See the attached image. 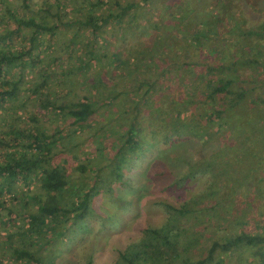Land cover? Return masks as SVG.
<instances>
[{"label": "rangeland", "instance_id": "rangeland-1", "mask_svg": "<svg viewBox=\"0 0 264 264\" xmlns=\"http://www.w3.org/2000/svg\"><path fill=\"white\" fill-rule=\"evenodd\" d=\"M44 1L50 5L51 12L57 10L56 0H30L33 7ZM81 1L71 2L75 5ZM133 1L143 3L145 11L129 22L126 21L133 18L126 15L122 30L116 22L108 21L104 41L96 40L102 47H98L100 59L92 61L93 67L85 64L81 67L87 62L89 44L94 41L89 27L77 20L86 9L78 5L63 18L67 26H60L53 38L47 35L46 48L41 45V60L33 65L10 67L8 83H0V89L16 85L14 97L0 100V160L10 152L27 151L32 156L35 151L28 150L26 144L33 132L41 131L49 138H56L47 154L50 164L62 166L67 161V184L61 191L44 184L47 175L43 168L13 183H5L0 177V264H115L119 251L139 245L147 227H161L168 219L174 227L179 226L182 237L190 235L199 239L181 254L191 260L206 255L212 240L221 238L222 233L216 227L219 219L227 226L226 230L238 226L248 232L254 230L256 222L258 227L252 232L264 231V208L257 209L263 210L255 214V206L262 204L258 198L264 197V33H244L264 31V0H228L226 8L219 0H187L185 6L180 4L183 0ZM66 2L70 0H63ZM22 3V0H0V19L8 17L7 5L19 7ZM215 5L221 8L220 12ZM217 13L222 27H230L231 20L238 21L239 27L236 35L216 40L209 37L204 41L201 35L191 51L181 53L188 61L200 60L197 65L188 66L201 72L196 83H192L189 80L195 75L186 71V65L178 66L174 62L169 67L164 65L168 61L166 44L171 40L168 34L178 25L186 27L184 31L188 33L195 15ZM48 19L55 21L52 16ZM165 19L169 27L175 24L171 31L163 29ZM4 26L0 23V33ZM15 40L9 47L17 48L28 42ZM171 44L172 41L168 45ZM181 47L185 49L186 44ZM116 49L125 60L116 74L122 82L109 80L106 75L110 72L102 77L111 66V55ZM210 64L218 68L207 70ZM80 76L88 77L87 81L82 82ZM145 78L154 83L141 100L140 96L147 90V84L142 82ZM207 80H231L227 88L232 93L211 92L203 87ZM95 88L98 97H94ZM109 88L114 89L113 93L124 88L132 93L114 96L108 92ZM210 92L214 98L208 96ZM85 93L96 100L99 115L102 110L103 113L78 130L72 123L73 117L58 105L62 100H84ZM108 94V98H103ZM172 98L181 99L184 105L174 106ZM138 101L143 111L149 104L153 109L146 115L140 111L139 118L147 120L142 125L144 143L139 151L126 153L123 177H119L114 152L126 138L123 127L128 126L127 112ZM178 108L181 111L176 113ZM214 109L223 111L224 124L208 118ZM189 164L199 169L185 178ZM81 165L86 168L81 169ZM249 182H255L251 188ZM88 189L92 193L97 191L90 206L86 210L77 208V201ZM236 195L244 200L243 206L234 202L228 209L218 206L213 221L208 224L202 221L201 210L199 213L178 211L184 202L194 204L193 198L199 196L195 207L201 208L205 200L217 201L226 196L235 201ZM163 201L176 209L164 207ZM41 206H56L57 212L43 213ZM232 209L238 212L237 216L243 214L237 223ZM227 211L228 215L222 219ZM81 212L83 216H76ZM202 212L204 217L211 215L210 210L203 208ZM33 216H45L40 227L36 225L41 221L37 223ZM263 256L264 245L242 246L222 253L218 249L214 260L222 257L223 264H264L260 260ZM174 262L182 264L175 259Z\"/></svg>", "mask_w": 264, "mask_h": 264}, {"label": "trees", "instance_id": "trees-1", "mask_svg": "<svg viewBox=\"0 0 264 264\" xmlns=\"http://www.w3.org/2000/svg\"><path fill=\"white\" fill-rule=\"evenodd\" d=\"M69 1V0H67ZM66 2L63 3V0H56L57 3V10L55 12H51L50 5L47 1H44L42 5H37L36 7H33L30 0H22V5L19 7H11L9 5L6 6V11L8 12V17L0 19V23H3L5 26L3 27L2 32L0 33V44L4 43L3 46L0 47V83L7 84L8 78L7 74L9 71V68L12 66L17 67H24L27 65V63H31V65L36 64L41 59L43 48H41V45L44 44L45 48L47 46V43L44 42L48 41L47 35L50 38H53L60 26H67L66 24L68 22L63 21V18L68 15V13L73 9L77 8L78 5H80L82 8L84 5L86 7L84 16L80 20L84 25L89 27L91 32V38L94 42L89 44V51H88V60L85 62L83 59L79 58L80 61H84L81 64V67L85 64V66L93 67L94 62L100 59V55L98 54L97 50L102 47L101 43H97V41H104L103 35H107V33H104L107 29V23L108 21L116 22L117 26L122 30L123 26L125 25V16L130 15V20H127L126 22L134 20L141 11H145L143 7V3L140 1H133V0H82L80 4H73V2ZM147 1V0H146ZM187 0H183L180 2L181 5L185 6V3ZM220 5L223 8H226L227 5H229L228 0H219ZM184 3V4H182ZM227 4V5H226ZM204 4V6H206ZM216 6V5H215ZM217 10L220 12V9L218 5L216 6ZM104 9L105 12L102 11ZM68 10V12H66ZM80 10V9H79ZM81 12V10H80ZM197 13H201L197 11ZM82 14V13H81ZM218 14L216 15H208L205 16L203 14H200V16H197L194 18V22L191 24L190 30H188V33L191 32V34L186 33L184 30L186 27H181L178 25L177 27L171 31L170 29L174 27H169L167 19L164 20V23L162 24L163 29H168L170 32V35L168 34V38L170 41L167 42L166 48H167V54H165V57L168 58V61L165 62L167 67H169L172 63H176L178 66L186 65V71L188 73H193V75L189 80L192 81V83H196V79L200 76L201 72H196L193 68H188L190 64L192 66L197 65L199 59H191L186 60L185 57L182 58L181 53L182 52H189L191 51V47L194 46L196 42L201 38V35H203L204 41H207L208 38H212V40H216L217 37H227L228 35H236L237 28L239 27V23L236 20H231V26L230 27H222L221 23L217 21ZM83 15V14H82ZM49 16H52L55 18V21L51 22V20L48 19ZM192 19V18H190ZM76 22V19H74ZM193 20V19H192ZM215 20V21H212ZM228 20V19H227ZM72 22V21H71ZM230 23V21H229ZM69 25V24H68ZM204 25H206L204 28H202ZM198 28H202V30L199 32L200 34H196V31ZM116 30L117 27H116ZM125 31V30H123ZM193 33V34H192ZM246 34H252L257 35L260 33H264V31H253V30H247L244 31ZM188 34V35H187ZM101 37V38H100ZM180 37V38H179ZM16 38V40H15ZM18 39L28 41L26 45L19 46L17 48H11L8 44H10L11 41L15 40L16 42ZM182 39H186L185 41ZM97 40V41H96ZM96 41V42H95ZM172 41L171 46H169V42ZM5 42L7 44H5ZM181 43L180 45H178ZM205 43V42H204ZM186 44V48L181 50V46H184ZM44 48V49H45ZM123 50H126L123 48ZM120 51V50H119ZM117 49L116 51L112 52L111 57V66L105 70V72L102 74L105 76L107 72H110V74H107L109 80L114 81V79L117 81L116 74L119 72V67H121L122 64H124L125 60L121 57L120 52ZM154 51V50H153ZM240 57L238 60L240 61ZM237 60V61H238ZM151 61L153 62V58H151ZM171 63V64H170ZM95 65V64H94ZM191 66V67H192ZM79 66V69L81 68ZM218 66L215 65H208L207 70H214L217 69ZM177 69V68H176ZM193 70V71H192ZM127 70L124 71L126 73ZM164 72V70H163ZM179 73V72H178ZM198 73V75H196ZM113 74V75H112ZM180 74V73H179ZM109 75L112 77L110 78ZM176 76V74H174ZM183 73L181 72V75L183 77ZM81 77V81L85 82L87 81L88 77ZM102 80V79H101ZM104 80V79H103ZM188 80V79H187ZM120 81V80H118ZM122 82V81H120ZM129 84H132V80L128 81ZM142 82L147 84V90L142 94L141 100H144V97L146 93L151 91L153 87V82L148 81L146 78L142 80ZM231 80L227 81H218L214 82L213 80H207V82L203 85V87L210 88V91L217 93L218 95L222 92L226 93H232V90H228V85L230 84ZM103 83V82H102ZM126 83V82H125ZM163 83V81H162ZM192 83L190 85H192ZM142 83L135 87V89H138L141 87ZM170 85L168 88L171 87V83L166 84ZM165 85V86H166ZM87 87V85H84V88ZM195 86H193L194 88ZM98 88H95L94 90V97H98ZM109 93H113L114 89L109 88ZM130 94L132 93V90L130 89H122L119 92L113 93L114 96L119 94ZM209 93V97H213L214 95L212 93ZM16 95V85H12L9 89L2 88L0 89V100H6L14 97ZM110 94L104 96L103 98H108ZM171 95V94H169ZM260 98V97H259ZM149 99V98H148ZM172 104L174 106L179 105L180 107L182 104L184 105V102L179 99L172 98ZM100 100V99H99ZM241 100H238L239 102ZM236 102V104H238ZM98 103V102H97ZM107 105V103H105ZM147 108L143 111L142 106L140 102L138 101L137 105L134 104L133 108L127 112V121L128 123L127 127L124 128V134H125V140L122 143H119L117 145V148H115L114 156L117 160V168L118 173L117 175L119 177H123L122 170L123 167L126 165L127 160V152L130 151H139L138 149L141 148V145L144 143V140L142 138V131L144 128L142 127L143 123H145L147 120L143 118L142 120L139 118L140 111H143V113L148 114L153 107H150L149 105H146ZM61 109L66 110V114H69L73 117V124L77 125L78 130H83L87 125H90L92 121H90L93 117H101L102 112L98 110V104H96V100L94 101L92 96L84 95V100L77 99L66 102L65 100H62L61 104L58 105ZM241 107V105H240ZM117 110L118 107L114 106ZM159 108L160 107H156ZM158 109V110H159ZM113 110V109H112ZM179 108L175 110L176 113L180 112ZM174 112V113H175ZM117 113V112H116ZM223 111L222 110H211L208 118L210 120H221V123L224 124L225 121L223 120L222 116ZM145 114V115H146ZM181 114V113H180ZM109 114H107L108 116ZM106 116V114L104 115ZM150 120V119H149ZM219 123V124H221ZM170 129V127H169ZM175 129V128H174ZM12 131H15V129L12 127ZM150 131V128L148 129ZM58 138H61V135L58 136ZM56 138L51 136V138L48 137L46 133H43L41 131L33 132L32 133V139L29 143L26 144V147L29 148L28 150L35 151L32 156L27 155L26 152H20L12 154V152L7 153L2 160H0V177H2L5 180V183H13L17 178H24L26 179L29 174H31L34 170H37L38 168H43L44 172L47 175V178L44 179V184L46 186H51L57 191H61L67 184L66 182V174L65 171H67V167L64 162L62 166H60L58 163H55L54 165L50 164L49 160H47V154L51 151V145L55 143ZM157 144L160 143L161 139L158 138ZM103 145V143H101ZM156 145V142H154ZM99 147H102L101 145ZM98 149V148H97ZM126 150V151H125ZM138 154V153H136ZM34 156V157H33ZM49 157V156H48ZM31 158V159H30ZM86 165H81V169H85ZM197 165H190L188 166L187 173L184 175L185 178H189L190 176L194 175L198 171ZM255 182H249V188L253 186ZM95 185V183H94ZM220 187L223 186V183L219 185ZM263 187H260V190ZM225 189V187L223 188ZM244 190H247V186L244 187ZM96 192H91V189H88L85 191L82 198H80L77 201V204L75 205L77 208H81L86 210L94 197ZM235 201L233 199L229 200L226 196H221L217 201L213 200H205V204H202L203 207H195L197 205V200L200 199V196L197 198H193L196 202L194 204H189L184 202L183 206L180 210L185 213H199L204 208L205 210H210L211 215L205 217L202 216V221L209 222L213 221L214 209H218V206H223L224 209H228L229 207L233 206V202L236 205L244 203V200L239 196L236 195ZM53 197L50 198V200ZM255 198V197H254ZM260 199V203H264V197L258 198ZM253 200V198H252ZM248 204L250 205V200L248 201ZM259 204L260 206H255V214L256 212H260L262 210H257L260 208H264V205ZM164 207L168 209H176L172 204L168 202L163 201ZM251 205L253 206V203L251 201ZM229 206V207H228ZM41 210L43 213L45 212H57L56 206H51L47 208L46 206H41ZM221 210V211H223ZM234 210V209H232ZM85 212V211H84ZM84 212H81L77 214L76 216L80 217L83 216ZM235 213V223L240 219L242 215L237 216L238 212L234 210ZM228 215V211L221 216L223 219ZM231 215V214H230ZM230 219V217H227ZM33 219H38L37 223L41 221L39 224L36 225V227H40L42 223L44 222L45 216H40L39 218H36L33 216ZM264 220V218H263ZM171 219H168V222H166L161 227H147L144 237L142 238L139 245H136L134 247H127L124 251H119V259L116 261L115 264H161V263H168V264H177L174 262L175 260H178L182 264H223L222 260L223 258L220 257L217 260H214L215 258V252L220 249L221 253L226 250H233L235 247H248V248H257L264 245V231L263 232H252L254 231L258 226L256 222H254V230L251 231H243L238 226H235L234 228L226 230L227 226H224L220 223V219L216 224V227H218V231L221 232V238L213 239L210 246L208 247L207 254L203 255V257H199L195 260H191L189 256L182 257L181 254L183 252H186L190 249L193 242H198L199 239L195 238L192 239L190 235L182 237V233L179 230L178 227H174L171 225ZM243 222V220L241 219ZM230 222L234 223L233 220H230ZM256 223V224H255ZM239 224V223H238ZM221 239V240H219ZM262 252L261 248L257 250L258 255ZM260 260L264 263V256L260 257ZM213 261V262H212Z\"/></svg>", "mask_w": 264, "mask_h": 264}]
</instances>
